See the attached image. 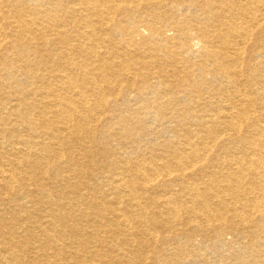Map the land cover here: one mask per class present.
<instances>
[{"label": "bare ground", "instance_id": "1", "mask_svg": "<svg viewBox=\"0 0 264 264\" xmlns=\"http://www.w3.org/2000/svg\"><path fill=\"white\" fill-rule=\"evenodd\" d=\"M205 252L264 264V0H0V264Z\"/></svg>", "mask_w": 264, "mask_h": 264}, {"label": "rangeland", "instance_id": "2", "mask_svg": "<svg viewBox=\"0 0 264 264\" xmlns=\"http://www.w3.org/2000/svg\"><path fill=\"white\" fill-rule=\"evenodd\" d=\"M227 240L229 241V242H232L233 241V235H228L227 236ZM196 244V246L199 248L200 246V244H199V241L198 242H196L195 243ZM209 244V243H208ZM206 248V247H205ZM205 248H202L203 249V251H204V249ZM204 254H206V264H214L213 263V261H212V258H213V255L211 254H209L208 252H205Z\"/></svg>", "mask_w": 264, "mask_h": 264}]
</instances>
